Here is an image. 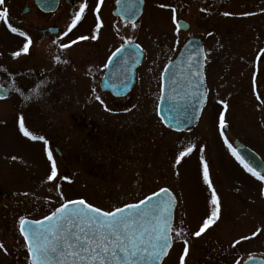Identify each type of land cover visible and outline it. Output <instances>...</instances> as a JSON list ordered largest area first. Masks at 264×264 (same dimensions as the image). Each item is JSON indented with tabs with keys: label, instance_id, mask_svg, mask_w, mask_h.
I'll use <instances>...</instances> for the list:
<instances>
[{
	"label": "rangeland",
	"instance_id": "374dc122",
	"mask_svg": "<svg viewBox=\"0 0 264 264\" xmlns=\"http://www.w3.org/2000/svg\"><path fill=\"white\" fill-rule=\"evenodd\" d=\"M262 18L258 31L245 33L258 35L256 42L235 47L237 36L238 39L229 38L228 46L222 51H210L211 61H205L208 98L202 115L190 130L180 133L169 131L159 121L155 110L156 96L142 97L143 91L158 90L161 68L174 55V50H146L145 58L136 69L132 92L124 98L98 93L103 104L88 96L90 90L99 91V79L91 81L79 75L76 68L81 61H68L72 63L73 70L68 76L64 75L59 61H55L51 69L54 72L60 68L55 77L58 76L61 85L56 89L83 91L82 96L68 97L65 105L63 98L54 96L58 95L54 89L50 97H35L28 105L30 108L22 107V101V108L18 111L0 108V185L7 186L4 179L7 170L16 171L13 177L9 176L14 179L10 182L15 183L14 194L9 187L5 189L8 197L0 196V205L4 207L2 214L15 213L11 195L17 199L18 218H38L63 202L60 193L64 199L83 198L96 207L110 210L138 201L165 186L177 200L174 227H183L184 238L188 243L191 239L193 242L192 233L199 230L211 211L210 192L202 180L198 151L200 146H204L203 155L219 196L220 213L202 235L217 240L218 255L206 259L191 253L188 247L185 264H237L250 255L264 258V182L254 181L242 170L218 130V115L224 111L228 126L225 136L229 142L232 144V140L238 138L264 160V104L257 101L253 92L255 76L256 91L264 100V53L260 52L264 49L261 42L264 36ZM166 29L171 31L170 27ZM13 45L11 32L2 27L0 61L10 68ZM103 56L102 53L101 58ZM87 63L89 61H84V65ZM12 101L13 98L2 103L11 106ZM218 101L226 102L227 109ZM84 103L89 124L76 127L65 116L69 113L80 116ZM21 115L29 131L49 141L58 166V178L53 182L46 181L50 165L43 142L29 140L19 132L18 118ZM188 145H195L193 152L174 166V157L182 146ZM53 146L61 150V156L53 151ZM64 176L69 179H59ZM252 180L257 191L255 200L250 196ZM54 184H59V191L53 187ZM241 190L247 195L242 196ZM257 229L260 232L252 236ZM242 236L250 238L233 247ZM0 243L4 245L0 249V264H29L21 235L18 239H12L9 234L8 237H0ZM183 247L182 241H177L162 264H179Z\"/></svg>",
	"mask_w": 264,
	"mask_h": 264
},
{
	"label": "flooded vegetation",
	"instance_id": "af4514ba",
	"mask_svg": "<svg viewBox=\"0 0 264 264\" xmlns=\"http://www.w3.org/2000/svg\"><path fill=\"white\" fill-rule=\"evenodd\" d=\"M81 3H87L85 14L77 26L65 35L71 20L79 12ZM96 3L97 0H5L4 4L0 5V11L7 8L10 18L9 23L24 31L32 40L29 54L21 55L15 59L12 57L11 68L0 61V85L8 91V94L4 96L5 98L0 99L1 109L18 111L22 107L30 108L28 105H31L33 99L37 96H41L42 98L50 97L52 91L61 86L59 85L60 82H58V76L55 77L56 74L60 73V68L57 67L54 72L51 69V65L55 64V61H59V65L64 68L65 76H68L69 72L72 75L73 72L71 69L72 63L68 61H81L79 67L76 68L78 69V74L86 76L91 81L95 78L100 81L105 70L103 65L111 53L123 43L122 37L125 39L131 37L133 43L140 45L143 59L148 49L157 51L174 50V55L167 62L176 56L189 39H198L204 51L205 73V61H211L210 51H222L225 49L228 46L227 42L229 38L234 40L239 37L238 40L234 41L235 47L241 46L242 43H253L258 35H246L245 33L249 34L256 30L258 31L261 17H263L262 20L264 22V0H143V3L138 5L139 14L134 18L137 27L133 29L126 19L122 20L120 16L116 15L119 10L116 0H103L100 11L102 27L96 32L95 15L92 11ZM160 4H166L168 7L161 8L159 7ZM172 8L176 9V20L180 25L178 34L176 25L172 22ZM226 12L230 13V15H224ZM181 21L182 23H180ZM1 23L3 25L0 26V29L6 27L2 21H0ZM167 27H170L171 31H168ZM117 28L119 31H117ZM94 33L98 36L96 40L91 39ZM132 33L134 34L132 35ZM11 35L14 39V45L12 46V52H14L22 46L24 38L18 34L11 33ZM79 36H88L89 39L78 41L68 49H61L59 47L60 44L69 43ZM261 42L264 43V36H262ZM102 53L104 56L101 58ZM74 56L75 58H72ZM56 57H59V60ZM36 61H40L42 65L38 64V62L36 63ZM84 61H89V63L84 65ZM53 73L54 75H52ZM160 74L158 78V90L143 91L142 97L146 98L150 94L156 96L158 100L160 94ZM54 92L58 94L54 96L63 98V104L65 105L68 104V97L78 98L83 93V91L79 90L62 91L58 89ZM131 92L132 90L124 96L115 97L109 91L99 89V91L95 90V92L90 90V95L88 96L95 98L98 93H109L114 98H124ZM23 96H28L29 100L25 101ZM11 98H13L11 106L2 103ZM207 98L208 93L206 101ZM21 101L22 103L24 102V106L22 107ZM206 101L202 107V112ZM85 109L84 103L81 105L82 113L80 116L78 113L76 115L65 113V118L71 119V124L76 125V127L86 126L89 123L86 122L88 118L85 115ZM91 125L94 128V123ZM53 149L56 150L55 152L58 156L62 155L61 150L56 146L55 148L53 146ZM241 168L254 181H259L246 172L242 166ZM9 170L6 172L7 175L4 176L7 186L0 185V196L8 197V191L5 189L9 187L13 189L12 193L15 192V183L10 182L14 181L11 177L14 176L16 171L14 169ZM253 180L251 181L252 190L250 196L255 200L254 198H257V191L254 189ZM240 193L242 196L247 195L242 190ZM11 197V205L12 208L15 207V213L3 215L2 211L4 207L0 205V237H8L9 234L12 239H18L20 235L18 204L16 203V197L14 195H11ZM191 236L195 238L193 242L191 239L188 243L191 253L194 252L195 255L205 257L206 259L218 255L217 246H215L216 239H213L211 236L205 237L206 235L204 236V234H201L199 237ZM176 243L177 241L173 243V246ZM224 261L225 259H223Z\"/></svg>",
	"mask_w": 264,
	"mask_h": 264
},
{
	"label": "snow or ice",
	"instance_id": "6c2138e0",
	"mask_svg": "<svg viewBox=\"0 0 264 264\" xmlns=\"http://www.w3.org/2000/svg\"><path fill=\"white\" fill-rule=\"evenodd\" d=\"M5 0H0V5H3ZM103 0H97L92 9L95 15V29L96 32L102 27L100 11ZM143 3V0H116L119 10L116 15L120 16L122 20H127L133 29L137 27L134 18L139 12L138 5ZM159 7H168L166 4H160ZM87 9V3H81L79 12L75 14L71 23L68 25V32H71L80 22ZM172 22L176 25L177 34L179 33L180 25L176 20V9L172 8ZM230 15V13H224ZM247 15V14H245ZM9 16L7 8L0 11V21H2L7 29L13 33L18 34L24 38L22 46L12 52V57L19 58L21 55H28L30 46L32 45L31 38L24 32L14 27L9 23ZM117 31L119 29L117 28ZM88 36H79L69 43L60 44L61 49H68L78 41L88 40ZM92 40L98 39L97 34L91 36ZM123 43L117 47L115 51L108 57L107 63L103 65L108 68L113 63L114 59L121 64V67L128 71L129 59L138 63L137 54L142 53L140 45L133 44L132 38H121ZM202 52V50H201ZM260 52L264 53V49ZM126 53V57L120 59L122 54ZM59 60V57H56ZM198 65V67H193ZM202 64L199 63L198 58L193 55L188 56V69L190 70V79L187 82V89L184 97L187 99H194L197 104L190 105L193 107L192 117L185 115L184 124L190 125L195 118L197 105L202 107L206 101V90L204 89V77L199 68ZM167 71V66H165ZM164 76H161V81ZM175 83V81H173ZM127 87V84H124ZM257 85L255 76L253 77V92L256 95L257 101L264 104L261 100V94L256 91ZM95 92V89H93ZM175 92V88L172 89ZM23 95V93H21ZM4 95L0 92V99H4ZM25 101L29 100L28 96H23ZM95 99L101 104L104 101L100 96H95ZM161 101L175 100L172 94L165 95L164 84L160 86ZM227 109V103L218 101ZM163 109L159 104L156 106V114L159 116L161 123L165 127L181 131V123L179 116L176 114V108H170V115H161ZM187 109H184L186 113ZM225 112L220 111L218 115V130L219 135L223 139V143L230 151L233 157L239 162L243 169L250 173L257 180L264 182V175L257 171L246 159L239 154L236 148L229 142L225 136ZM19 132L32 141H42L44 145V153L49 162L50 169L46 177V181L53 182L58 178V166L54 159L53 152L49 148V141L42 135H34L25 126L24 116L18 118ZM190 130V129H184ZM195 148V145L182 146V150L174 157V166L179 165L181 161L189 156ZM200 164L202 166V180L210 192L209 203L211 211L209 215L203 220L199 230L192 233L193 236L199 237L206 229L214 224L219 218L220 200L219 196L213 187L210 178V171L208 162L204 158L205 147L200 146ZM15 159V157H13ZM264 168V165H261ZM62 180L69 178L59 177ZM53 187L59 191V184H54ZM264 194V189H262ZM60 198L63 201L58 207L51 210L50 214L44 216L40 220H30L24 216L19 217L18 226L19 233L24 241V247L27 250V257L29 264H157L164 256L168 254L169 249L173 246L175 241H182L184 247L183 252L179 257V264H185V257L188 254V241L184 238L185 230L183 227H174V209L176 206V198L169 188L161 187L157 191L144 197L135 203H125L122 206L113 207L110 210H104L96 207L91 203L86 202L83 198L67 200L64 199L63 194L60 193ZM260 232L257 229L252 233L256 236ZM250 237L242 236L240 240H236L233 244H239L241 240H247ZM4 245L0 243V249ZM249 261L254 264H264V261H255V258L249 256ZM239 264V261L237 262Z\"/></svg>",
	"mask_w": 264,
	"mask_h": 264
},
{
	"label": "water",
	"instance_id": "95a60500",
	"mask_svg": "<svg viewBox=\"0 0 264 264\" xmlns=\"http://www.w3.org/2000/svg\"><path fill=\"white\" fill-rule=\"evenodd\" d=\"M180 23H182V21ZM133 44L135 45V43ZM190 54L193 55L194 58H198L199 63L202 64V67H200L199 70L204 77V89H205V75L203 71L204 51L198 39H189L182 46V48L179 50L177 55L165 65L167 66V71H165V66H164L161 73V76L162 75L164 76V80L161 81L160 79V81L161 83L164 84L165 95L167 96L169 94H172L175 96V100L161 101L160 99H158V103H157L163 109L161 115L164 116H169L171 114L169 111L171 107L174 106L176 108V114L179 116L180 120L182 121L180 125L182 130L193 126L198 120L202 110V107L197 105V111L195 112V118L192 120V123L190 125H186L183 123L185 119V115H187L189 118L192 117L193 107H191L190 105L197 104V102L194 99L190 100L187 98H183L185 90L187 89V82L191 78L190 70L188 69V56ZM125 57H126V53L122 54L120 59H123ZM142 58H143V52L137 54V59L139 60L138 63H135L133 60L129 59V66H127L128 67L127 72H125V69L121 67V64L117 61V59H114L113 63L110 64L108 68H105L104 74L99 82L100 89L104 91H109L112 95L118 97L126 95L127 92L132 89L135 83V69L141 63ZM193 67L194 68L198 67V65H193ZM173 81H175V83H173ZM124 84H127V87H124ZM173 88H175V92H172ZM0 92H2L4 96L8 94V91L1 85H0ZM184 109H187L186 113L184 112ZM227 129L228 126L225 128V130ZM170 130H174V129H170ZM233 146L234 148L237 149L239 154L246 159L247 162H249L253 167L257 169V171H260L261 174L264 175V168H261V165H264V162L256 152H254L252 149L244 145L241 141H239L236 138L233 140ZM42 218H39L37 220H40ZM253 257L255 258V261H264V258L257 256H253ZM163 258L159 262H157V264H160ZM241 264H254V262L249 261V257H248Z\"/></svg>",
	"mask_w": 264,
	"mask_h": 264
}]
</instances>
